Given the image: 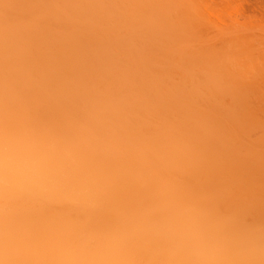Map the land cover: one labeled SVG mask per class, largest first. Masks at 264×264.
Returning <instances> with one entry per match:
<instances>
[{"label":"clouds","instance_id":"clouds-1","mask_svg":"<svg viewBox=\"0 0 264 264\" xmlns=\"http://www.w3.org/2000/svg\"><path fill=\"white\" fill-rule=\"evenodd\" d=\"M193 0H0V264H264V88Z\"/></svg>","mask_w":264,"mask_h":264},{"label":"bare ground","instance_id":"bare-ground-1","mask_svg":"<svg viewBox=\"0 0 264 264\" xmlns=\"http://www.w3.org/2000/svg\"><path fill=\"white\" fill-rule=\"evenodd\" d=\"M193 5L189 25L199 46L220 58L240 57L245 67L255 73L252 88L257 94L260 65L255 45L256 18L264 10V0H193Z\"/></svg>","mask_w":264,"mask_h":264},{"label":"rangeland","instance_id":"rangeland-1","mask_svg":"<svg viewBox=\"0 0 264 264\" xmlns=\"http://www.w3.org/2000/svg\"><path fill=\"white\" fill-rule=\"evenodd\" d=\"M264 7L261 9L263 10ZM264 12V10L262 11ZM259 13L258 15V18H256V21L258 22V26L256 27L257 29V33L258 35L256 34V41H258L255 45H257V48L255 51L257 52V59H258V64L260 65L258 67V72H257V78H258V81H257V95L260 94V90L261 88H264V13L262 14ZM256 22V24H257ZM258 37V38H257ZM259 44V45H258ZM260 50V51H259Z\"/></svg>","mask_w":264,"mask_h":264}]
</instances>
